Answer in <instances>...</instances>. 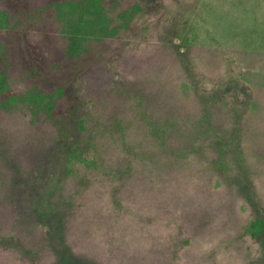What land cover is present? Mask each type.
<instances>
[{
    "label": "rangeland",
    "instance_id": "1",
    "mask_svg": "<svg viewBox=\"0 0 264 264\" xmlns=\"http://www.w3.org/2000/svg\"><path fill=\"white\" fill-rule=\"evenodd\" d=\"M0 85V264H264V0H0Z\"/></svg>",
    "mask_w": 264,
    "mask_h": 264
},
{
    "label": "trees",
    "instance_id": "2",
    "mask_svg": "<svg viewBox=\"0 0 264 264\" xmlns=\"http://www.w3.org/2000/svg\"><path fill=\"white\" fill-rule=\"evenodd\" d=\"M152 6V5H151ZM177 36V35H176ZM182 48H179L178 49V55L181 54L182 52ZM193 50H187L185 53L181 54V57L182 58H179L177 60L178 64L182 63L183 62V65L186 64L187 66H189V62H191L190 60L192 55H193ZM117 59V58H116ZM118 66H122L123 63H124V60L122 59H119L118 60ZM116 64V63H115ZM191 65V64H190ZM39 66L41 65H38L36 70H38ZM117 66V64H116ZM180 73H183V81L188 78L189 73H191L190 71H188V67L187 68H183V66L181 67H178ZM38 72V71H37ZM43 74H41V72H38L37 73H31V76L33 77H39V76H42ZM71 83V81H70ZM79 86L81 84H78ZM78 85L74 88L75 89V92L77 93L78 92ZM82 87V85H81ZM72 88H70V85H69V90H71ZM5 90H2V86L0 85V92L3 93ZM201 94V93H200ZM190 98L186 101H181L182 104L181 105H176V108L174 110V138H184L186 139V141L184 142H189V139H193V142L195 143V145H202V144H206L205 142H201L198 139V137H201V138H204L205 137V134L207 132H209L208 130H210L211 128L213 129H216L213 125H211L210 128H207V126H204V122L206 121V116H207V113L206 112H203L201 111L199 114H195V113H191L190 112V107L189 106H192L191 102L190 103H187L189 102ZM191 104V105H190ZM177 109H180V111H178ZM43 111L46 112V110L44 109ZM64 112V110L62 111ZM60 112L59 116L62 114V116H60L61 118H71L75 115V110L74 109H69L68 112H65V113H62ZM180 113H185V117H181ZM203 114V116H202ZM185 122H188V125L185 124ZM61 124H59V121L58 119L56 120L55 119V123L53 124L56 128H57V131L59 133H62L63 129H62V124L63 122H60ZM76 125H78L77 122H75V128H74V131L77 132L78 131V128L76 127ZM187 127H189L187 129ZM186 128L187 130L183 132V129ZM180 129V131H179ZM193 129V133L191 132V130ZM195 129H198L200 130V132ZM211 131V130H210ZM57 140H61V138H58L56 137ZM54 144H55V141H54ZM180 146V147H179ZM177 146V149L178 150H183L184 146L185 145H179ZM203 149L201 146H198L196 149L199 150V149ZM176 148H174V153L175 151H177ZM69 153L72 152L71 150H68ZM180 154L184 153L183 151H179ZM58 154H60V152H58ZM70 154H68L67 156H69ZM53 176H50V179H52ZM51 180H47L45 182V184H47L48 182H50ZM248 192V191H247ZM55 194H57V191L55 190V188H50L49 190V196H50V199H52ZM246 201V197L244 199ZM51 211L49 212V215L52 219H56L58 220L61 216H60V211L57 210V205L54 206V207H51L50 209ZM49 220H46V223L47 225H50V223L48 222ZM49 223V224H48ZM246 233L248 234V236L251 237L250 240H252V242L254 243H258L260 240H263L264 241V219H261V218H257L255 221H252L247 230H246Z\"/></svg>",
    "mask_w": 264,
    "mask_h": 264
}]
</instances>
